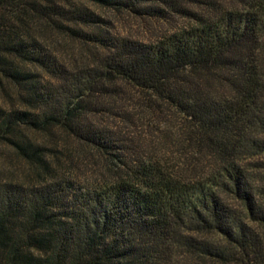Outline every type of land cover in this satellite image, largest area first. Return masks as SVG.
<instances>
[{
    "label": "trees",
    "instance_id": "1",
    "mask_svg": "<svg viewBox=\"0 0 264 264\" xmlns=\"http://www.w3.org/2000/svg\"><path fill=\"white\" fill-rule=\"evenodd\" d=\"M85 1L189 22L141 40ZM126 89L179 119L190 170L145 153ZM0 146L30 174L0 175V264H264V0H0Z\"/></svg>",
    "mask_w": 264,
    "mask_h": 264
},
{
    "label": "rangeland",
    "instance_id": "2",
    "mask_svg": "<svg viewBox=\"0 0 264 264\" xmlns=\"http://www.w3.org/2000/svg\"><path fill=\"white\" fill-rule=\"evenodd\" d=\"M93 10L108 17L112 22L114 31L121 35H129L141 40H153L164 32L173 31L189 22L187 19L174 18L170 20H156L141 18L130 13L118 12L106 9L85 1ZM72 50L77 55L80 46L72 43ZM81 53V51H80ZM81 55V54H80ZM82 55L78 58L81 61ZM125 99L121 100L124 107L130 112L134 125L128 128L138 141L143 142L145 153L153 155L160 163L178 170H190V154L181 145V137L177 131L179 119L174 117L163 105L145 100V96L136 90L126 89ZM157 103V102H156ZM151 104V105H150ZM128 123V122H127ZM126 128L127 125L124 124ZM169 129L165 131L164 129ZM38 141L48 142V137L40 133L32 134ZM59 144L66 143L71 146V157L80 165V174L84 180H94L104 177L105 161L92 148L78 145L65 132H61L57 138ZM62 157L59 160L62 161ZM60 164H63L60 163ZM189 164V165H188ZM187 166L188 168H186ZM0 175L17 181H30L28 165L22 161L12 148L0 146Z\"/></svg>",
    "mask_w": 264,
    "mask_h": 264
}]
</instances>
